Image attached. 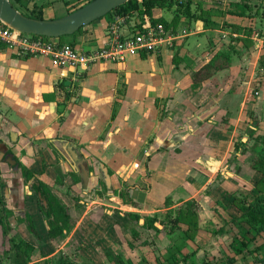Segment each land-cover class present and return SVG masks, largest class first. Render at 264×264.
Masks as SVG:
<instances>
[{
	"label": "crops",
	"instance_id": "1",
	"mask_svg": "<svg viewBox=\"0 0 264 264\" xmlns=\"http://www.w3.org/2000/svg\"><path fill=\"white\" fill-rule=\"evenodd\" d=\"M236 1L191 0L196 20L176 5L155 8L154 18L166 20L168 32L186 31V37L173 47L120 62L75 69L54 65L46 56L0 48V209L13 214L12 235L21 233L38 245L18 223L26 213L31 215L44 252L32 264H114L109 253L121 255L127 264H170L164 255L182 245L183 255H192L180 264H214L233 253L232 235L216 233L222 224L213 208L217 199L253 188L252 178L245 180L236 172L237 166L246 165L247 154L236 152V136L264 132V119L251 118L248 96L230 80L242 51L235 39L248 41L237 29L251 24L249 17L231 13L230 4ZM73 2L24 1L30 8L43 5L48 20L69 15ZM111 21L102 18L64 41L84 51L101 48L110 40ZM135 25L136 19L127 20L122 30L134 32ZM220 53L229 58L222 61L224 67L195 81L194 74ZM9 156L16 165L7 161ZM83 161L91 173L86 185ZM20 164L68 208L72 229L64 238L48 237L40 196L31 188L33 181L26 183ZM192 201L198 203L200 217L195 239L168 234L162 224L166 215L174 216ZM127 213L139 214L141 226L145 217L157 216L160 233L143 228L148 237L140 236L130 248ZM179 227L189 229L184 223ZM230 237V253L219 256L209 248ZM68 249L74 255L66 254ZM239 264L257 263L250 257Z\"/></svg>",
	"mask_w": 264,
	"mask_h": 264
},
{
	"label": "trees",
	"instance_id": "2",
	"mask_svg": "<svg viewBox=\"0 0 264 264\" xmlns=\"http://www.w3.org/2000/svg\"><path fill=\"white\" fill-rule=\"evenodd\" d=\"M10 1L16 9H18L17 5H24V7L29 10V13L23 12L25 15L34 19L45 20L43 5H34L30 8L24 3L26 0ZM92 1L93 0H75V2L69 3V11L73 13ZM173 5H176L178 11H182V14L190 17L191 20L197 19L196 14L191 13V0H130L104 18L120 15L128 17V20L136 19L134 33H139L142 31V25L145 23V16H147L151 20L153 26L157 27L163 25L167 30L169 27L167 21L163 18H154L153 10L155 8L172 7ZM230 7L234 9L231 12L232 14L249 17L251 20V24L247 27H239L244 32L243 35H246V33L249 35L253 34V20L257 18V14H252L251 12L253 8L256 7L261 9L259 18L264 24V0H237L235 3H231ZM207 20L208 18L205 17L204 21L206 23ZM79 32L73 36L77 35ZM261 37L264 40V29L261 33ZM65 38L66 37L58 38L59 43L73 46L74 43H66L64 41ZM244 39V41H246V38ZM5 46L6 44L0 41V48ZM228 59V56L225 54H217L210 64L194 74L195 81H202L208 78L212 71L222 69L224 67L222 61ZM250 136H252L253 142L252 149L256 154L253 155L252 160L246 166H237L236 172L238 175L242 176L248 173V179L252 178L253 180V188L248 191L240 190L230 197L225 196L222 199H217L213 211L215 217L220 221L222 226L216 230V233H229L232 235L233 241L231 243V248L233 249V253L228 255L225 259L218 260L214 264H239V259L241 262H248L250 257L254 258L257 264L264 262V132L258 134L256 131L251 130ZM242 145L243 142L236 143V152L240 150V146ZM20 167L26 183L34 181L31 188L36 194H40L42 197L40 198V202L42 213L49 226L48 237L52 240L64 238L72 229L71 216L68 208L54 195L51 188L46 183L36 178V174L33 171L22 164H20ZM210 193L211 191L209 190L208 194ZM43 201L46 202V204H44ZM198 208V203L192 201L187 209L180 208L174 216L172 214H167L166 221H162L167 233L171 235L177 232L178 237L184 236L186 239H195L199 231L200 221ZM12 215L13 214L8 210L0 209V227H3V236L8 238L9 244V247L2 253L0 252V264H32L40 260L44 257V252L41 247L42 236L31 215L26 213L24 218L18 219V223L26 226L29 233L35 236L39 243L38 245L26 240L21 233L11 234L12 228L9 226V217ZM126 217L132 224L129 226L132 236V241L129 242L130 248L136 247L135 241L140 239L141 230L143 228L152 227L158 234L160 233V230L155 226V223L158 221L157 216L145 217L146 221L143 226L140 225L142 217L139 214L127 213ZM181 223L187 224L189 229L183 232L179 227ZM183 249L184 245L179 246L172 252L168 250L166 255H164L166 261L170 264H180L189 261L192 254L183 255ZM107 255L114 264H127L121 255L113 256L110 253ZM43 264L54 263L51 260H47L44 261ZM60 264H65V262H60Z\"/></svg>",
	"mask_w": 264,
	"mask_h": 264
},
{
	"label": "built area",
	"instance_id": "3",
	"mask_svg": "<svg viewBox=\"0 0 264 264\" xmlns=\"http://www.w3.org/2000/svg\"><path fill=\"white\" fill-rule=\"evenodd\" d=\"M35 1V0H33ZM128 17L114 15L109 23V42L96 50H79L69 44H60L58 38H43L12 29L0 20V41L17 52L46 56L60 67H90L100 61L120 62L141 53H157L163 48L173 47L186 37L187 32L171 34L163 25L149 23L142 25V31H123Z\"/></svg>",
	"mask_w": 264,
	"mask_h": 264
},
{
	"label": "rangeland",
	"instance_id": "4",
	"mask_svg": "<svg viewBox=\"0 0 264 264\" xmlns=\"http://www.w3.org/2000/svg\"><path fill=\"white\" fill-rule=\"evenodd\" d=\"M17 7L18 9H20V11L29 13V10H27L26 7H24V5L22 6L17 5ZM260 10H261L260 8H256V7L251 10L252 14H257V18L253 20V24H252V26L254 27L253 29L254 34L249 35L246 33V35H243L248 38V41H244V38L242 42L239 41V38L238 40L235 39L237 44L239 43L241 44L240 47L242 48V51H240L241 56L236 57V62L234 63V67H233L234 69L230 76V80L235 85V87L238 89L242 88L245 95L248 96L250 102L249 104L250 108H252L253 110L251 118L253 120H258V121L264 119V95H262V90H261V87L263 86L261 82L264 81V57H263L264 48L262 52H259L260 48H258V46L262 44L260 35L264 29V24L259 18L261 15ZM237 31L240 32L238 34H240L241 37L242 29L238 28ZM255 80H262V81L255 82ZM212 116L213 115H211L210 117ZM236 137L238 143L243 142V145L240 146V149L242 151H247L246 152L247 154L243 155V159H244L243 162L244 164L247 165L249 163V160L250 161L252 160L253 155L256 154L252 149V144H253L252 136H250L249 134L245 135L244 133H237ZM248 176H249L248 173H245V175L242 177L245 180H248ZM2 230L3 227L0 228L1 253L7 247H9L8 238H5L3 236ZM152 236H156L155 233H152ZM147 237H148V233H146L145 231L141 232V240ZM231 240L232 238L230 237L227 242L226 240L220 243L217 242L216 245H211V247L209 248L219 251L218 253L219 256L227 252L230 253L228 249V242ZM66 254L70 256L74 255L73 252H71V249H68Z\"/></svg>",
	"mask_w": 264,
	"mask_h": 264
},
{
	"label": "water",
	"instance_id": "5",
	"mask_svg": "<svg viewBox=\"0 0 264 264\" xmlns=\"http://www.w3.org/2000/svg\"><path fill=\"white\" fill-rule=\"evenodd\" d=\"M128 1L130 0H93L63 18L39 20L16 9L10 0H0V20L21 33L48 38H62L76 34ZM7 161L16 165V160L12 156H9ZM80 165L82 166L81 178L86 185L91 174L90 169L86 161ZM16 169L18 170L17 166ZM39 196L42 198L40 194ZM43 203L46 204L44 201Z\"/></svg>",
	"mask_w": 264,
	"mask_h": 264
},
{
	"label": "flooded vegetation",
	"instance_id": "6",
	"mask_svg": "<svg viewBox=\"0 0 264 264\" xmlns=\"http://www.w3.org/2000/svg\"><path fill=\"white\" fill-rule=\"evenodd\" d=\"M32 187V186H31Z\"/></svg>",
	"mask_w": 264,
	"mask_h": 264
}]
</instances>
